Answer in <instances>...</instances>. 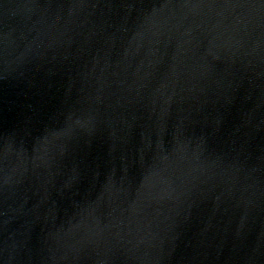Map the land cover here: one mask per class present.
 Returning a JSON list of instances; mask_svg holds the SVG:
<instances>
[{
  "label": "water",
  "instance_id": "water-1",
  "mask_svg": "<svg viewBox=\"0 0 264 264\" xmlns=\"http://www.w3.org/2000/svg\"><path fill=\"white\" fill-rule=\"evenodd\" d=\"M0 264H264V0H0Z\"/></svg>",
  "mask_w": 264,
  "mask_h": 264
}]
</instances>
